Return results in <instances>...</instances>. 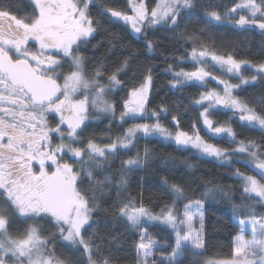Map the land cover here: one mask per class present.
<instances>
[{"label": "snow or ice", "instance_id": "6c2138e0", "mask_svg": "<svg viewBox=\"0 0 264 264\" xmlns=\"http://www.w3.org/2000/svg\"><path fill=\"white\" fill-rule=\"evenodd\" d=\"M27 4L18 16L14 0H0V264H119L127 249L117 247L116 232L106 243L96 222L112 192L113 220L132 240V264H264V211H257L264 209V94L245 99L238 91L264 85V61L218 52L210 32L189 27L202 14L212 27L259 30L264 38V0H124L123 9L100 0ZM105 23L119 25L146 54L155 48L149 33L173 35L183 55L165 69L169 90L203 89L190 101L197 120L187 129L177 115L175 131L161 122L169 117L163 101L151 107V66L137 72L128 57L109 67L83 55ZM221 115L228 119H214ZM104 121L102 136L89 134ZM233 123L259 132L261 142L238 139ZM141 140L231 168L239 203L231 188H209L197 198L190 185L166 178L162 206L146 203L142 192L131 195L130 174L152 159L147 147L139 151ZM220 193L235 231L226 256L207 257L205 201Z\"/></svg>", "mask_w": 264, "mask_h": 264}, {"label": "trees", "instance_id": "16d2710c", "mask_svg": "<svg viewBox=\"0 0 264 264\" xmlns=\"http://www.w3.org/2000/svg\"><path fill=\"white\" fill-rule=\"evenodd\" d=\"M14 2L20 9L16 13L18 16L29 11L27 0H14ZM197 2L205 5L220 4L230 6L232 0H197ZM100 3L102 6L106 3L108 6L118 9H123L124 7V0H100ZM209 10L223 12L224 8L210 7ZM197 21V23L189 26L190 30L199 29L210 32L215 38L218 52L229 51L239 59H246L252 62L264 61V38L259 35V32H243L223 27L215 28L207 24L202 14L197 17ZM113 36L118 37V39H112ZM149 39L153 41L155 48L152 53L146 54L147 49L144 48L143 44L131 39L119 25L105 23L96 38L87 47V50L83 52V55L92 62L101 61L109 67L128 57L132 59L130 65L132 70L137 72H139L141 66H151L154 77L151 107H157L163 101L165 106L169 108V117L168 119H162L161 122L170 130L175 131L171 115H177L180 119L181 127L187 129L193 121L197 120V113L190 106V101L203 89L186 87L178 92L175 90L170 91V74L166 73L165 69L169 64L176 67L174 58L182 56L183 50L179 44L175 43V38L171 33L163 31L155 35L149 33ZM186 69L190 70L191 67L189 66ZM244 75L250 76L252 73L246 71ZM231 81L238 83L236 79ZM238 91L242 98L247 99L253 93L264 94V85L242 86V89ZM117 110L119 111V105H117ZM214 119L223 122L228 119V116H216ZM106 124V121L100 123L98 127L90 129L89 134L95 133L98 137L102 136L105 132ZM232 127L236 131L238 139H251L257 142L262 140L259 132L245 130L238 123H233ZM116 132L117 129L113 127V133L115 134ZM205 138L207 139V137ZM209 142L218 143L221 147L227 146L226 143H219L216 140H210ZM145 147L152 153V159L148 164L130 174L131 195L136 196L142 192L146 203L151 201L152 204L162 206L163 203L167 202V195L161 187L163 179L166 178L170 183H178L182 186L190 185L197 198L201 192L207 191L209 188L224 190L231 188L234 190L229 194L232 197V202L239 203L236 198L240 195L238 191L240 186L234 179L229 178L232 175L231 168L217 166L210 160L194 157L190 151H178L170 144H162L155 140L150 142L141 140L138 145L141 154H143ZM189 165L192 167H189ZM234 167L252 174L241 164H235ZM222 197L223 193H220L215 195L214 198L210 197L205 201L207 257L226 256L229 251L231 235L235 231V224L230 219V202ZM109 198V203L102 202V210L96 217L98 235L107 243L111 239L110 233L116 232L120 237L117 247L127 249V251L120 253L122 258L119 264H132V240L124 233L123 228L113 220L111 212V203H114L116 199L115 192L110 193ZM257 211H264V209L258 208ZM153 234L156 236V233ZM156 238L159 239L160 236H156ZM113 250L115 251V249ZM61 251L71 255L67 249H62ZM57 254L59 255L60 252L58 251Z\"/></svg>", "mask_w": 264, "mask_h": 264}, {"label": "rangeland", "instance_id": "374dc122", "mask_svg": "<svg viewBox=\"0 0 264 264\" xmlns=\"http://www.w3.org/2000/svg\"><path fill=\"white\" fill-rule=\"evenodd\" d=\"M209 68H211V65L208 66ZM189 70V69H186ZM191 70V69H190ZM215 75H220L219 71H214ZM232 82V81H231ZM233 83V82H232ZM211 87H216L215 82H212V84L210 85ZM210 143H214V142H210ZM219 146V145H218ZM221 147V146H220Z\"/></svg>", "mask_w": 264, "mask_h": 264}, {"label": "water", "instance_id": "95a60500", "mask_svg": "<svg viewBox=\"0 0 264 264\" xmlns=\"http://www.w3.org/2000/svg\"><path fill=\"white\" fill-rule=\"evenodd\" d=\"M257 32H259V30H256Z\"/></svg>", "mask_w": 264, "mask_h": 264}]
</instances>
